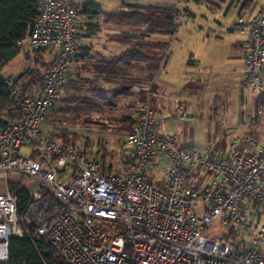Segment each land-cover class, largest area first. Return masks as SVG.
Segmentation results:
<instances>
[{
    "label": "built area",
    "instance_id": "obj_1",
    "mask_svg": "<svg viewBox=\"0 0 264 264\" xmlns=\"http://www.w3.org/2000/svg\"><path fill=\"white\" fill-rule=\"evenodd\" d=\"M81 1L40 0L26 40L56 56L38 91L13 74L2 77L18 115L0 128V264L10 237H25V225L70 264H264V6L234 25L245 42L248 128L223 151L217 143L186 146L153 106L152 82L132 84L146 95L121 139L131 161L115 170L101 161V148L89 154L83 143L62 144L44 128L78 52ZM15 183L31 194L24 219ZM213 223L240 244L212 237Z\"/></svg>",
    "mask_w": 264,
    "mask_h": 264
},
{
    "label": "trees",
    "instance_id": "obj_2",
    "mask_svg": "<svg viewBox=\"0 0 264 264\" xmlns=\"http://www.w3.org/2000/svg\"><path fill=\"white\" fill-rule=\"evenodd\" d=\"M123 3L124 7L117 11L104 9L102 4L96 0H82L78 5L81 19L80 39L84 36L99 34L103 29L104 21L117 18L122 22L125 18L122 16L130 18L141 16L134 23L129 21L128 24L131 28L135 23L143 27L135 32L130 30L117 34V37L124 40L127 45V48L119 55L94 63L83 59L80 66L81 71L94 70L100 75L99 77H87L80 73L71 79L69 75V82L64 86L62 97L51 108L47 117L49 122L46 119L47 123L44 125V128L48 130L49 137L59 140L62 144L72 141H69L67 133L54 127L65 125L63 121L70 116L80 117L83 115L86 125L90 128L128 133L137 119L138 102L146 95L143 91L132 92L131 85L136 79L141 84L152 80L157 67L164 60L170 41L155 40L153 35L157 32H172L174 34L176 30H172V26L177 20L180 8L172 5L159 7L158 5L153 6V4ZM39 4L40 0H0V128L18 115L17 108L11 98V89L2 78L4 68L23 54L26 60L33 62V66L24 67L15 76L20 84L23 77H30L31 80L22 85L33 88L36 81L42 80L44 72L56 56L53 49L49 47L39 50H33L30 46L29 49L26 48V44H28L26 35L33 19L38 15ZM125 5H128V8H125L127 7ZM162 19L166 21L164 26ZM86 48L87 46L79 45L75 61L79 60L81 56L84 57L81 50ZM149 48L151 52L146 51ZM87 55L90 59L95 58L90 53ZM106 83L111 86H107ZM121 97L131 98L129 102L124 103L126 104L124 111L108 116L102 115L106 109L117 110L121 106L119 102ZM259 120L253 122L251 133H254L256 127L259 126ZM98 146L102 149L101 161L104 164L109 163L115 170L127 168L131 161V152L124 151L120 155L112 153L105 143V138H100ZM227 146L228 142L227 145L225 143L222 146L220 151L225 150ZM11 190L17 193L20 198L18 211L19 216L24 219L31 203V194L23 184H12ZM220 237L234 244L241 242V238L234 235L229 228ZM8 249V260L5 263L1 262L3 264H70L57 250L39 239L34 226L31 225H25L24 238L10 237Z\"/></svg>",
    "mask_w": 264,
    "mask_h": 264
},
{
    "label": "rangeland",
    "instance_id": "obj_3",
    "mask_svg": "<svg viewBox=\"0 0 264 264\" xmlns=\"http://www.w3.org/2000/svg\"><path fill=\"white\" fill-rule=\"evenodd\" d=\"M99 1L102 2L104 9L114 10L121 2L129 0ZM142 1L148 0H135L134 3L143 4ZM230 1L166 0L165 2L166 5L180 8L177 20L172 26V30L176 31L174 34L162 32L165 40H169L170 44L163 62L155 71L154 78L146 83L152 82L154 86V80L156 81L159 105L167 126L169 129L179 131L180 138L186 146L204 149L209 143H217V150H221L222 146L225 143L227 145L229 139L240 131V125L235 127L234 125L238 119L236 114L240 109L239 89L243 86L244 63L240 53L243 50L241 41L244 37L233 30L237 8L231 6ZM125 6L128 8V5ZM122 17H125L124 22L117 26L111 25L110 21L104 22L103 34L100 35L102 39L98 41L100 46L112 34L130 30L135 32L143 27L135 23L131 28L128 24L129 21L134 23L141 16ZM162 25H166L163 19ZM107 42L110 45V42ZM26 45L29 49V45ZM29 66H33V62L26 60L22 54L8 64L3 73L19 72ZM134 81H137L134 84L141 85L138 79ZM60 90L64 91L65 88L61 87ZM131 90L145 92L132 88ZM151 97L155 106L152 93ZM122 98L119 101L121 106L117 110L106 109L102 115L108 116L124 111L126 106L124 103L129 102V97ZM47 120L49 122V119ZM63 123L65 125H58L57 127L60 128L57 129L67 133L66 136L72 143H84L89 154H96L100 138H105L109 150L116 155L124 151L130 152L129 149L122 147L121 142L127 132L90 128L86 125L83 115L70 116ZM225 231V226L218 223H213L208 230L212 237L223 235Z\"/></svg>",
    "mask_w": 264,
    "mask_h": 264
},
{
    "label": "crops",
    "instance_id": "obj_4",
    "mask_svg": "<svg viewBox=\"0 0 264 264\" xmlns=\"http://www.w3.org/2000/svg\"><path fill=\"white\" fill-rule=\"evenodd\" d=\"M96 1H98L102 4L101 1H99V0H96ZM134 1L135 0H129V1H123V2H134ZM161 1H162V3H161ZM123 2H121L120 5L117 6V9L110 10V11H117L120 8H123L124 7ZM142 2H144L143 3L144 5H152L153 4V6L158 5L159 7L166 5L165 4L166 0H148V1H142ZM230 4H231V6H234L237 8V18H238V16H240V15L249 16V15L257 14V12L264 6V0H256V1H252V0H231ZM102 7H103V4H102ZM237 18H236V21H237ZM108 21H110V23H112L111 25H116V26H117V24L121 23V21L117 18H113V19H110ZM102 28H103L102 31L99 34H97L96 36L81 37V39H80L81 46H87V48L84 50H81V52L83 51V53H84V57L81 56V57H79V60L74 61L73 65L71 67V70H70L71 79H74L80 73H81V75H84L87 77H94V78L99 77L100 75L95 73L94 70H92L90 72H84V70L81 71L80 66L83 63V59L86 61L89 60V61H91V63H94V62L99 61V60H107L111 56L119 55L120 53H122V51L124 49L127 48V45L124 43L125 41L117 37L118 33L112 34L109 37H107V39L103 42V45L100 46L98 41H101V39H102L100 35L103 34L104 23H103ZM233 30L235 31L234 27H233ZM163 34L161 32H157L153 35V38L155 40L165 41V36H163ZM107 41L110 42V45ZM241 43L243 46L242 49L244 50V48H245L244 40L241 41ZM243 50H242V52H243ZM146 51L151 52V49L149 48ZM242 52L240 53L241 59H242V55H241ZM88 53L94 55L95 58L90 59V57H88V55H87ZM243 63H244V60H243ZM244 68H245V64H244ZM16 73H18V72L15 71V73L12 72L11 74L15 75ZM243 73H244V70H243ZM243 73H242V77H243ZM30 80H31L30 77L25 76L21 79V84L20 83L19 84L22 85L24 83L29 82ZM101 82H103V81H101ZM154 83L155 84L153 86V101H154L155 107L161 108V106L159 105L160 100L158 99V95H159L158 85L156 84L155 80H154ZM40 85H41V81L40 80L36 81L35 84L33 85V88H31V89L38 91L40 89ZM106 85L111 86L108 83H106ZM242 85L243 86H241V88L239 89V104H240L239 107H240V109H239V112H237V114H236L238 119L234 125V127L237 126L238 124L240 125V131L238 134H240L244 129L248 128L247 126H245V120H246V117L248 114V110L251 106V100L248 96L247 89H246L245 83H244V79H243ZM63 92L64 91H61V93H63ZM132 92H134V91H132ZM61 97H62V95H61ZM60 98L58 99V101L60 100ZM130 99L131 98H129V100ZM46 123L47 122H45L44 125H46ZM259 127H260V125H259ZM200 150H202V149H200Z\"/></svg>",
    "mask_w": 264,
    "mask_h": 264
}]
</instances>
